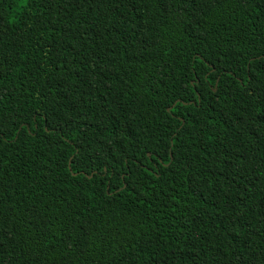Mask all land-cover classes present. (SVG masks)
Instances as JSON below:
<instances>
[{
  "label": "trees",
  "instance_id": "trees-1",
  "mask_svg": "<svg viewBox=\"0 0 264 264\" xmlns=\"http://www.w3.org/2000/svg\"><path fill=\"white\" fill-rule=\"evenodd\" d=\"M0 264H264V0H0Z\"/></svg>",
  "mask_w": 264,
  "mask_h": 264
},
{
  "label": "snow or ice",
  "instance_id": "snow-or-ice-1",
  "mask_svg": "<svg viewBox=\"0 0 264 264\" xmlns=\"http://www.w3.org/2000/svg\"><path fill=\"white\" fill-rule=\"evenodd\" d=\"M15 2L22 9V8H24L28 4L29 0H15Z\"/></svg>",
  "mask_w": 264,
  "mask_h": 264
}]
</instances>
